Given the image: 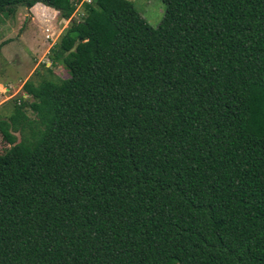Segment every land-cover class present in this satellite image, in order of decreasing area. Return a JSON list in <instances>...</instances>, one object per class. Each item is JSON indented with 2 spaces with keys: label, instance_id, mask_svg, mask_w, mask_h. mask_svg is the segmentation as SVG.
<instances>
[{
  "label": "trees",
  "instance_id": "trees-1",
  "mask_svg": "<svg viewBox=\"0 0 264 264\" xmlns=\"http://www.w3.org/2000/svg\"><path fill=\"white\" fill-rule=\"evenodd\" d=\"M162 1H84L0 117V264H264V0Z\"/></svg>",
  "mask_w": 264,
  "mask_h": 264
},
{
  "label": "rangeland",
  "instance_id": "rangeland-1",
  "mask_svg": "<svg viewBox=\"0 0 264 264\" xmlns=\"http://www.w3.org/2000/svg\"><path fill=\"white\" fill-rule=\"evenodd\" d=\"M84 1L89 0L80 1L73 17L66 19L61 18L60 13L55 12L48 21L41 16L30 20V10L24 6L19 7L16 13H0V43L8 40L0 51V81L6 86L0 87L1 118H7L12 113L15 103L19 104L23 100L29 102L34 99L25 89L26 81L37 85L54 74L56 78H65L69 75L67 67L59 60L52 61L51 55L54 53L58 56L64 55L59 49H54L62 33L58 32L63 24L66 26L69 24L70 19L80 20L85 16ZM132 1L140 14L152 26H157L162 21L166 9V4L162 0ZM43 13L46 14L45 11ZM48 23L53 24L55 34H52L49 28L47 32L50 35L46 37L44 26L49 25ZM37 60L39 64L32 72L31 68ZM48 68L52 69L53 73L49 72ZM8 88L12 90L8 91ZM25 111L34 116V112L28 105ZM16 135L20 140V134L16 133ZM10 146L11 144L4 140L0 131V155Z\"/></svg>",
  "mask_w": 264,
  "mask_h": 264
},
{
  "label": "crops",
  "instance_id": "crops-1",
  "mask_svg": "<svg viewBox=\"0 0 264 264\" xmlns=\"http://www.w3.org/2000/svg\"><path fill=\"white\" fill-rule=\"evenodd\" d=\"M21 7V6H20ZM27 8V7H26ZM29 10H30V20H32V19H34V18H36V16H41V17H43L44 18V20L45 21H48V19H50V17L55 13V12H57V13H59V11L57 10V9H55V8H53V7H51V6H49V5H46V4H44V3H36L33 7H31V8H28ZM46 12V14H44L43 12ZM62 18V17H61ZM63 19H65V18H63ZM66 23H67V21H66ZM49 25H45L44 26V31H45V33L47 32L46 30H45V28H50L51 29V32H52V34L54 33L55 34V28H53V24L52 23H48ZM66 26V24H63V26H62V28L59 30V34H60V32H62L63 31V29H64V27ZM58 34V35H59ZM59 37V36H58ZM48 42V41H47ZM2 48V47H1ZM39 64V62H38V60L35 62V64L32 66V68H31V70H33L32 72H34V70H35V68L37 67V65ZM31 70H29V72L31 71ZM3 87V86H5V85H3V82H1L0 81V87ZM6 87V86H5ZM8 91H11L12 89H10V88H8L7 89Z\"/></svg>",
  "mask_w": 264,
  "mask_h": 264
},
{
  "label": "built area",
  "instance_id": "built-area-1",
  "mask_svg": "<svg viewBox=\"0 0 264 264\" xmlns=\"http://www.w3.org/2000/svg\"><path fill=\"white\" fill-rule=\"evenodd\" d=\"M89 1H91V0H89ZM46 31H49V28L48 27L46 28ZM49 35H50V33L49 32H46V37H49Z\"/></svg>",
  "mask_w": 264,
  "mask_h": 264
}]
</instances>
